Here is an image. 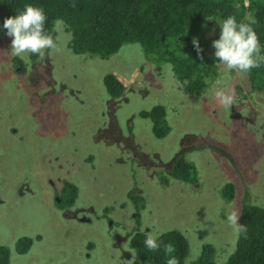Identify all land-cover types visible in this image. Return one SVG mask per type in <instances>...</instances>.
Returning <instances> with one entry per match:
<instances>
[{
	"label": "rangeland",
	"instance_id": "rangeland-1",
	"mask_svg": "<svg viewBox=\"0 0 264 264\" xmlns=\"http://www.w3.org/2000/svg\"><path fill=\"white\" fill-rule=\"evenodd\" d=\"M55 30L56 47L44 50L50 60L31 61L25 72H18L8 64L11 37L0 28V201L5 200L0 202V248H11V264H131L137 254L129 241L137 230L152 235L179 230L189 240L187 264L199 258L204 242L212 243L217 262L225 263L236 250L240 234V223L233 225L228 216L234 211L239 214L244 199L264 206V138L248 131L243 141H236L247 127L239 120L251 115L250 102L256 112L251 118L259 120L264 130V97L255 100L257 96L252 95L245 99L248 102L225 108L215 92L238 94V85H248L244 72H231L217 64L219 83L200 95H188L172 65L157 66L148 60L138 42L125 43L108 58L89 57L69 47L71 33L63 21L55 23ZM219 33L208 31L213 39ZM109 75L121 77L126 89L132 86L127 101L118 99L110 114L112 96L105 85ZM55 80L80 90L50 100L53 109L67 111L65 134L53 133L55 141L13 135L9 129L16 131L15 125L18 132L30 128L40 133V124L32 116V109L37 108L34 90H46ZM158 105L166 107L171 125L163 139L155 137L150 118L138 115ZM116 119L124 135L123 146L98 145L101 138L116 139ZM104 127L111 132L97 133ZM177 144L184 151L193 144L201 146L200 151L187 154L198 168V183L173 178L167 183L160 176H169L167 163ZM73 146L76 154H71ZM157 151L166 164L159 163ZM69 161L75 163L74 168H69ZM62 169L77 175V181L70 179L79 188L70 210L52 201L54 188L48 187L55 181L62 188L56 174L48 175V171ZM231 181L237 188L230 204L225 203L223 188ZM133 190L144 197L138 208L129 196ZM78 208L82 219L75 216ZM29 246L28 254L18 252Z\"/></svg>",
	"mask_w": 264,
	"mask_h": 264
},
{
	"label": "trees",
	"instance_id": "trees-1",
	"mask_svg": "<svg viewBox=\"0 0 264 264\" xmlns=\"http://www.w3.org/2000/svg\"><path fill=\"white\" fill-rule=\"evenodd\" d=\"M28 3L43 8L47 14L44 28L49 35L54 33L49 30L54 22H64L66 31L72 35L69 46L75 53L89 52L108 58L118 52L125 43H140L148 60L157 66L165 63L172 65L174 76L189 90L188 95L202 94L216 79V74L210 72V56L202 53L211 43L207 32L218 26L216 18L234 16L237 21L247 22L248 18L254 17L256 23L253 28L259 38L261 51L264 52V0H0V23H3L6 17L22 11ZM193 38L199 40V55L193 47ZM20 63L21 59L17 57L8 58V64L13 71H17ZM245 74L248 85L237 86L238 97L242 100L248 98V92L245 93L244 90L264 96V63ZM105 85L110 96L120 98L124 95L125 87L116 76L105 77ZM52 86L56 84L52 82ZM138 115L151 119L153 133L158 139L169 135L171 125L166 107L158 105L151 110H140ZM32 116L40 124V133L37 129L30 128L18 132L19 127L16 125V131H13V128L9 130L20 139L36 136L39 141L45 137L51 140L53 133L59 132L62 135L67 129L68 121L52 111L49 105L41 104L39 108H33ZM179 145H176L171 155L174 156L167 163L170 165L167 169L169 176L162 173L160 176L167 183L171 178L186 183H198V168L193 161L187 159V154L190 151H200V145L193 144L189 151H182L183 145L181 148ZM204 147L206 144L202 146ZM179 148L180 151H177ZM156 154L159 163L166 164L158 151ZM229 162L232 164L231 160ZM236 188L232 182L224 186L225 201L229 202L234 198ZM59 194L62 202L59 207L67 208L76 203L79 188L66 179L62 189H55L54 195ZM47 196L50 197L49 194ZM129 196L137 208L144 199L134 190ZM3 201L5 200L0 202ZM52 201L55 200L52 198ZM56 203L60 202L56 200ZM239 222L246 231L240 232L236 250L223 264H264V207L244 201ZM136 232L129 241L130 247L137 254V259L131 264H166L168 257L164 253L163 245L155 252L149 251L142 242L150 232ZM159 239L173 246L174 252L171 255L176 258L177 264H187L189 240L181 231L163 232ZM11 253L9 246L0 248V264H10ZM200 253L199 258L190 264H220L216 260V248L212 243L201 244Z\"/></svg>",
	"mask_w": 264,
	"mask_h": 264
},
{
	"label": "clouds",
	"instance_id": "clouds-1",
	"mask_svg": "<svg viewBox=\"0 0 264 264\" xmlns=\"http://www.w3.org/2000/svg\"><path fill=\"white\" fill-rule=\"evenodd\" d=\"M246 5H248V1H246ZM46 19H47V14L43 10V8L36 7L33 4L28 3L24 5L22 11L17 12L15 15L6 17L3 23L0 24V28L6 30V35L11 37L10 50H11L12 56L21 59V63L17 68L18 72H25L28 66L31 64V61H37L38 59L50 60L47 58V55H45L44 50L53 49L56 47V44L58 42V39H57L58 36H57V31L55 30V23L57 21L54 22L50 26L49 30H52L54 33L49 35L45 31V28H44ZM216 20H217L218 26L217 27L215 26L214 30L220 31L219 36L216 39L211 38L210 45H207L202 51L203 55L210 56L211 58L210 72L213 75L216 74V79L218 77L217 64L225 65L226 69L231 72H233L232 70H237V71L246 73L250 71L251 69L257 68L262 63H264V52L261 51V45L259 42V38L257 36L256 31L253 28V25L256 23V20L254 17L248 18L247 22L237 21V19L234 16H228L226 18H223V17L216 18ZM52 36L56 37V39L54 40ZM207 36L209 37L208 32H207ZM71 39H72V35H71ZM192 44H193V47L197 50V54L199 55L201 52L199 40L196 38H193ZM77 54H88L89 57L97 56V55H92L89 52L77 53ZM165 64H168V63H165ZM225 75H227V72L225 73ZM116 77L120 81V83H122L125 87L124 95L120 98L111 97V99L114 98L118 100L123 97L127 98L128 95L126 93L132 91V86L126 89L125 81H122L121 77L118 78V75H116ZM216 79L211 84L212 87H214L215 85H217V83H219V81H217L216 83ZM179 82L182 83L181 81ZM54 83L56 84V86H52V83H51V85L48 88H46V90H42L41 88L35 89L34 90L35 93L33 97H35L37 100V108H39L41 104L44 106L49 105L52 111L57 112L60 115V117L67 122V111L62 108L58 110L53 109L52 105L50 104V100L56 95L58 96H62V94L67 95L69 92H80V90L78 88L69 87L65 83H59L56 80L54 81ZM247 92H248L247 94L248 97L252 95H256L257 98L255 100H258L261 97H264V96H260L259 94L248 91V90L245 93ZM41 94H44V96H42ZM215 95L219 98L220 103L225 108L231 107L236 102L238 103L248 102V100H242L240 97H238L237 93L236 95H233V94L231 95V94L225 93L223 90H217L215 92ZM55 102H59L60 104L63 103L62 100H55ZM259 103L260 102H258V104ZM260 105L261 103L259 104V106ZM249 106L251 110L250 112L251 115H249L245 119L239 120V121H244V124L247 127L241 130L237 134V137H236L237 142L243 141L248 131H251L256 136H260V139L264 138V130H263V127L259 124L260 123L258 122L259 120L254 122V119L251 118L254 115V113H256L255 111H253V103L250 102ZM249 123H251V125H249ZM67 129L64 130L63 134H65ZM56 139L57 137L55 136L51 138L52 141H55ZM74 147L75 146H73L72 148L74 149ZM263 156H264V153H263ZM48 175H55V174H53V172L51 171H48ZM56 175L58 176V178L60 177V179L57 178L56 180L58 182L62 181V179L65 177V175H63L61 171L57 173ZM232 183L235 186V183L234 182ZM52 187L53 186H50V188ZM53 188H54V193H55L56 186ZM235 196H236V190H235ZM57 197L60 198L61 197L60 194L56 196V198H54L55 201L57 200ZM234 198L231 201H229L230 204L233 202ZM58 201L60 203L59 204L56 203V204L59 207L62 203L61 198L60 200H57V202ZM244 201H247L253 204L258 203V202L250 201L248 199H244L242 201V204ZM229 202L226 201L225 203H229ZM242 204H241V209H242ZM74 205L67 207V208H61V207L59 208L63 210H70V209H73ZM257 206H261V205H257ZM261 207H264V206H261ZM240 213L241 211L239 212L238 215H236L234 211L233 214H230L228 216L229 222L232 223L233 225H237V222L240 221ZM237 231L245 232L246 228L243 225H238ZM123 234L124 233H121V235ZM160 235L161 234H156V235H152L150 233L147 234L145 239L142 242L144 247L148 249L149 251L155 252L158 249H160L161 246L163 245L164 253L168 257L166 260V264H177L176 258L171 255L174 252L173 246L170 243L165 244L163 241H161L159 239ZM31 248H32L31 246L26 247V248H21L18 250V252L20 254L26 255L29 253Z\"/></svg>",
	"mask_w": 264,
	"mask_h": 264
},
{
	"label": "flooded vegetation",
	"instance_id": "flooded-vegetation-1",
	"mask_svg": "<svg viewBox=\"0 0 264 264\" xmlns=\"http://www.w3.org/2000/svg\"><path fill=\"white\" fill-rule=\"evenodd\" d=\"M121 99H124L125 101H127V98H121ZM110 101V100H109ZM117 102H118V100L117 99H114V98H112L111 99V101L108 103V112H109V114H110V108L112 107V105H115V104H117ZM109 132H111V128L110 127H104V128H99L98 130H97V133H109ZM114 137H116V139H107V138H101V141L100 142H97L98 143V145H103L104 147H110L108 144H106V143H111L112 145V147H115V146H118V147H122L123 145H122V143H125V142H123V141H121L122 140V138H121V136H123L124 137V135H123V133H122V129H121V126H120V124H119V119L117 120L116 119V123H115V130H114V135H113ZM106 147V148H107ZM184 146H183V150L182 151H184ZM72 149V148H71ZM200 149H201V146H200ZM49 152H51V154L52 155H55L56 156V154H57V152L55 151V148H52V147H50L49 148ZM76 152H77V150L76 149H73L72 150V152H71V154H76ZM69 163H71L70 161H69ZM75 167V163H71V165H70V167L69 168H74ZM60 171H65V177L62 179V183L64 184V182L66 181V179L67 180H70L71 178H73V179H75V181H77L76 180V178H77V175H74V173L75 172H71V171H69V170H67V172H66V169H62V170H60ZM60 171H52L53 172V174H57V173H59ZM58 179H60V177L58 178ZM53 187H55L56 186V182L54 181L53 182V185H52ZM62 189V188H61ZM76 204V203H75ZM77 208V207H76ZM75 211H76V217L77 218H79V219H82V218H80L79 216H77V213H79L81 210H79V208L78 209H75ZM84 220H89L90 221V219H87L86 217L84 218ZM10 263H11V261H10Z\"/></svg>",
	"mask_w": 264,
	"mask_h": 264
},
{
	"label": "water",
	"instance_id": "water-1",
	"mask_svg": "<svg viewBox=\"0 0 264 264\" xmlns=\"http://www.w3.org/2000/svg\"><path fill=\"white\" fill-rule=\"evenodd\" d=\"M84 219V218H83Z\"/></svg>",
	"mask_w": 264,
	"mask_h": 264
}]
</instances>
